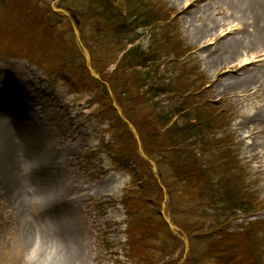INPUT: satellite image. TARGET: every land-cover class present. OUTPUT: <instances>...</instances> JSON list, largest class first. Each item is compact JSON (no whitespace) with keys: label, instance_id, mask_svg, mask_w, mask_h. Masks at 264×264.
<instances>
[{"label":"rangeland","instance_id":"obj_1","mask_svg":"<svg viewBox=\"0 0 264 264\" xmlns=\"http://www.w3.org/2000/svg\"><path fill=\"white\" fill-rule=\"evenodd\" d=\"M30 1L36 2L26 0L27 3ZM59 1L38 0L37 6L50 7L58 17L52 20V35L44 38L40 29L32 30L19 21V16L12 8V0H0V113L12 118L18 116L25 127L27 124L35 125L43 130L40 139L44 140L46 171L50 172L60 190L66 191L67 179L71 189L81 196L72 204V208L78 218L76 231L84 240V264H137L139 260L146 264L147 261L162 258V249L168 247L166 242L171 243L176 250L172 257L159 264H195L189 254L190 240L184 235L182 226L204 225L210 222L211 217L199 218L163 207L160 200L166 194L165 190L161 192L158 204L152 207L153 213L144 210L140 215L151 217L152 221L148 222L137 215L143 206L140 202L141 194L135 195L131 189L146 179L136 181V175L113 172L110 163L112 156L104 150L109 135L105 136V143L102 146L100 144L101 131L104 128L106 130L114 119L108 118L102 126L95 115L104 110L106 105L94 103L97 92L81 91L79 95H71L66 83V74L80 72L83 61L87 67V52L82 47L78 28L82 26L81 32L85 37L90 35V30L88 21L83 24L79 20V26L75 27L66 10L70 7L64 8L63 5L57 8ZM72 1L70 4L76 5L77 11H81L77 0L75 3ZM116 1L121 3V0ZM146 2L147 5L150 3L149 0ZM152 4H160V7L167 9L171 21L177 24L179 34L209 79L212 100L230 111L231 131L238 144V159L246 166L248 178H253L257 184L256 190L262 205L252 219L241 218L238 222H264V133L259 134V127L248 123V118L264 105V98L260 95L248 96L244 92H226L223 88L227 79L241 75L242 71H237V66L258 63L261 57L247 48L245 39L244 44L239 43L234 50L235 61L226 60L224 50L215 52L222 44L219 35L240 27L234 21L228 1L199 0L188 10V1L155 0ZM196 11L199 13L195 16ZM80 17L81 13L78 19ZM204 26L212 29L208 43L196 37ZM150 32L148 29L137 30L138 38L127 47L140 46L144 49L150 42ZM55 35L59 37L55 38ZM214 42L216 44L213 45ZM27 56H31V60ZM224 60L225 63L221 64ZM36 61L42 65L38 66ZM64 63L66 70L62 73L51 69L52 66ZM233 63L234 68H230ZM115 65H109L107 70L112 71ZM110 146L113 149L119 147L113 141ZM150 172L157 174L154 166H151ZM25 183L27 191L34 193L30 189V185L33 186L31 177L25 179ZM130 198L139 202L134 213H129L123 206L124 200ZM175 208H179L176 203ZM47 211L37 206L33 197L22 198L17 191L7 192L4 184L0 183V264L50 263L51 256L44 251L51 245L59 244V240L52 233L49 220L44 217ZM63 212H66V198ZM157 213L166 217V227L170 225L177 232L174 235L176 243L170 241V233ZM238 222L232 221V225L237 227ZM148 224H152L151 231L139 234L138 230L141 231ZM128 230L131 247L126 243ZM202 242L195 243V251L192 253L198 254L201 251L204 245ZM130 250L138 255L131 254ZM41 254L43 258L38 261ZM124 254L127 258H134L132 261L129 258L128 263Z\"/></svg>","mask_w":264,"mask_h":264},{"label":"trees","instance_id":"obj_2","mask_svg":"<svg viewBox=\"0 0 264 264\" xmlns=\"http://www.w3.org/2000/svg\"><path fill=\"white\" fill-rule=\"evenodd\" d=\"M12 1L23 25L40 29L44 38L52 35V20L58 17L50 7L37 6L38 0ZM149 1L147 5L146 0H77L81 6V11H77L70 0H60L57 8L70 7L82 14L79 20L83 24L88 21L90 35L84 36L82 26L78 30L91 66L112 93L122 116L135 128L144 155L155 163L169 196L170 209L199 218L211 217L204 225L182 226L190 240L194 263L264 264V222L232 225L235 212L254 214L262 205L259 194L253 191L256 184L238 159L229 112L211 101L209 80L167 9L152 4L155 0ZM143 29L151 31L149 44L144 49L128 48L138 38L136 31ZM27 57L31 60V56ZM114 63V69L108 71ZM36 64L42 65L37 61ZM51 69L62 73L66 64ZM66 78L70 92H97L94 101L106 105L98 118L101 122L114 119L108 128L111 139L119 144L114 165L124 169L132 166L139 178L146 177L144 184L134 191L135 195L141 194L143 203L137 215L141 217L144 210L152 213L161 190L150 165L137 154V142L113 108L111 98L102 94L101 82L89 75L85 61L80 72H70ZM180 201L183 203L179 204ZM138 203L130 198L124 204L134 213ZM175 203L179 208H175ZM141 218L152 221L148 216ZM151 229L152 224H148L138 232L143 235ZM127 236V245L131 247L129 230ZM169 238L175 242L171 234ZM201 241V251L192 253L195 243ZM165 245L168 247L162 249V258L146 264H157L173 256L176 249L171 243ZM130 253L138 255L131 250ZM129 258L132 261L134 257ZM143 263L139 260L137 264Z\"/></svg>","mask_w":264,"mask_h":264},{"label":"bare ground","instance_id":"obj_3","mask_svg":"<svg viewBox=\"0 0 264 264\" xmlns=\"http://www.w3.org/2000/svg\"><path fill=\"white\" fill-rule=\"evenodd\" d=\"M188 1V8H193V3L199 0ZM226 2L232 8L233 18L238 29L219 35L222 41L215 50L226 52V60L235 61L234 50L238 44H244L261 57L258 63L237 66L241 75L226 80L223 87L226 92H244L248 96H262L264 98V0H218ZM185 12V10H183ZM199 13L196 11L195 16ZM212 29L204 26L196 35L199 40L208 43ZM242 39V41H240ZM216 42L213 43V45ZM220 60V59H219ZM219 62V61H216ZM212 62V64H216ZM221 61V64H224ZM234 63L230 68H234ZM249 66H253L249 68ZM264 104V100H263ZM21 112V111H20ZM248 123L259 127V134L264 133V105L257 113L248 118ZM43 130L35 125L25 127L18 119L3 116L0 113V183L4 184L7 192L17 191L20 197L31 196L40 208L47 209L44 217L49 220L52 233L59 240V244L50 246L45 254L51 256L49 264H84V240L76 231L77 215L72 204L81 196L73 191L66 179V191L60 190L54 183L50 172L46 171V159L43 158V142L40 136ZM31 177L34 193L27 191L25 179ZM66 212H62L65 208ZM66 219V223H65ZM44 254V255H45ZM42 254L38 261L41 260ZM46 259V255H45Z\"/></svg>","mask_w":264,"mask_h":264},{"label":"water","instance_id":"obj_4","mask_svg":"<svg viewBox=\"0 0 264 264\" xmlns=\"http://www.w3.org/2000/svg\"><path fill=\"white\" fill-rule=\"evenodd\" d=\"M72 19L74 20L75 24H76V25H78V21L76 20V18H75V16H74V15H72ZM103 90H104V88H103ZM131 131H132V133L135 135V132H134V130H133V129H131Z\"/></svg>","mask_w":264,"mask_h":264}]
</instances>
